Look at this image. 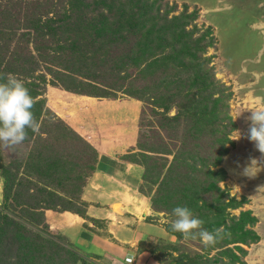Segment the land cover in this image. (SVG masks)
<instances>
[{"label": "rangeland", "instance_id": "obj_1", "mask_svg": "<svg viewBox=\"0 0 264 264\" xmlns=\"http://www.w3.org/2000/svg\"><path fill=\"white\" fill-rule=\"evenodd\" d=\"M58 1L60 0H24V4L27 3L29 11L38 13L39 10H54ZM53 2L54 5H52ZM6 3L17 5L14 0H0V9H3ZM162 4L174 7L171 15L184 12L196 14L197 18L189 25V28H196L199 31L196 35L210 30V37L215 38V45L208 47L205 57L209 58V67L213 68L214 79L219 83L216 84L217 88L213 89V92L215 97L219 98L217 106L220 113L214 115L212 121L217 123L216 134H221L222 140L223 135L226 137L223 141L224 145L217 142L213 133L204 131V135H199L188 129L189 117L187 119L186 115L180 113L183 110L181 104L175 101L170 102L168 103L169 110L166 111L150 101H140L130 96L127 89L145 88L150 83L145 79V74L139 78H133L137 70H130L128 73V68L125 67L120 76L113 78L107 72L106 67L100 66L102 56L96 57L93 69L110 75L104 78L101 74L97 83L113 85L115 90H109L108 96L80 95L66 90L61 85L67 82L66 77L58 71V74L50 72V69L52 71L57 69L56 65H66L67 59L73 54H70L71 50L68 48L61 51V54L59 53L63 57L54 56L58 55V51L54 48L56 45L60 47L65 45L64 40L56 39L51 42V50L44 49V58L40 59L41 52L36 49V46H44L45 40L36 41L30 38L31 40L26 43L15 42L17 39L24 41L23 33H34L32 28H26L23 24L16 29L14 37L16 40L13 43H19L18 48L23 46L24 48L20 51L27 54L26 56L31 52L36 56L37 63L29 59L25 66L35 70L29 78L41 83L43 89L45 88L43 94L37 99H46L48 108L56 111L73 130L98 150L117 153L122 158L129 157L139 163H144L142 162L144 155H149L146 164L150 167V171L152 174L153 172L161 173L160 177L155 176L147 181L144 179L146 171L144 165L133 162L140 165L143 170L139 189L149 200L153 213L151 218L162 224L168 232L166 237L149 238L144 244L147 250L153 252L160 264H189L190 260L196 261L195 264H200L197 261L201 260L206 261L205 264H264V0H163ZM57 7L60 11L53 12V14L59 15L64 12L70 14L71 12V4L68 1H62ZM12 10L19 12L18 17L23 23L24 9L13 7ZM67 35L72 36L71 40H77L75 33L68 31ZM48 53L55 57L56 61H59V58L62 59L64 64L57 62L55 65L56 62L53 59L46 58ZM107 53L111 54V52ZM112 66H114L113 58L108 60V67L112 69ZM19 73V68L6 71V75L10 78L22 79L23 76ZM127 74L133 76L126 78ZM42 79L46 80L40 82ZM177 116L179 120H176ZM52 122L55 121H51L49 125L57 130ZM221 128L226 130L223 135L221 132L217 133ZM34 129L38 135L24 134L16 128L0 131V208L3 207L4 202L2 165L17 161L26 165L28 162L32 167L29 169L31 180L38 183L44 181L42 174L39 173V167L32 164V161L35 163L44 161L42 158L38 159L41 153L36 150L44 152L47 147L65 153L70 150L72 154H75L71 158L76 162L73 169L84 175L82 180L85 178L89 180L93 173L89 167L91 164L94 165L91 151L84 147L83 143L78 140L74 141V139H60L58 142L48 139L44 133L46 124L41 119ZM183 145L188 146V151L181 147ZM223 150L225 153H222ZM33 153H35L33 159L30 160ZM176 155L179 156L178 160L196 165L198 169H202L201 158H207L208 164L213 161L219 163L217 166H211V169L226 171L224 180L218 183L220 193L224 195L227 202L235 199L238 203L236 206L226 207L227 224H232V218L238 219L243 213L249 212L250 216L256 220L247 227L253 229L258 235L259 238L256 241L249 243L250 240H248L243 243L241 238L245 236L235 231L225 234L223 238L219 237L221 240L216 244L217 246L211 247L213 231L211 232L207 226L212 224V217L217 212L215 210L207 212L210 214V220L208 219L206 224V221L198 216L203 210L186 212L176 206L179 198L166 197L163 193H158L159 184L170 164L174 163ZM23 170L21 168L19 171L14 189L22 191L25 189L26 180L29 177L26 173L22 174ZM82 180H78L77 183H81ZM79 183L76 188L78 193ZM217 194L219 192H215V195ZM199 204L201 202L197 205ZM77 206L84 209L82 203ZM5 209L33 230L55 237L59 243L70 250L71 253L61 254L59 257V259L68 260L67 264L75 261V264H125V257L130 249L124 251L119 246H115L114 251H108L110 249L105 250V248L102 250L97 248L93 251L75 245L67 237L62 238L66 224L64 216L58 217L57 226L53 225L55 218H52L49 222V232L48 229H44V225L32 223L24 218L23 213L18 209L14 207ZM54 211L48 210L47 213L58 212ZM96 226L99 228V233L108 234L104 222L98 221ZM226 228L227 226L221 225L218 229L220 233H225ZM213 229L215 230V227ZM237 246L241 247L244 252L240 251ZM230 248L240 256L239 261L235 262L233 257L225 252Z\"/></svg>", "mask_w": 264, "mask_h": 264}, {"label": "trees", "instance_id": "obj_2", "mask_svg": "<svg viewBox=\"0 0 264 264\" xmlns=\"http://www.w3.org/2000/svg\"><path fill=\"white\" fill-rule=\"evenodd\" d=\"M14 1L17 5L12 4V6L6 3L3 9H0V131L16 128L24 134L36 135L34 128L41 119L46 124L44 133L48 139H54L57 142L60 139H74L83 143L84 147L91 151L94 165L91 164L89 167L92 171L96 169L98 149L73 130L56 111L48 108L46 99H37L43 94L45 88L43 89L41 83L29 78L35 70L25 66L29 59L37 63L36 56L32 52L26 56L27 54L20 51L24 47L18 48L19 43H13L16 40L14 38L16 29L24 24L26 28H32L34 33H23L24 41L17 39L15 42L26 43L31 40L30 38L36 41L45 40L44 46H36V49L41 52L40 59L44 58V49L51 50V42L56 39L64 40L65 45L61 47L56 45L54 50L58 51V55H54L55 57H63L60 52L68 48L71 50L70 54L73 53L64 66L56 65L57 62L64 64L62 59L59 58V61H56L50 53L46 57L56 62L54 64L57 69L53 71L50 69V72L52 74L59 72L66 77L67 82L61 84L66 90L85 96H108L109 90H115L113 85L97 83L101 74L104 78L110 76L93 69L96 57L102 56L100 66L106 67L113 78L120 76L124 71L123 68L127 67L128 73L130 70H137L133 78H139L145 74V79L150 81L145 88L127 89L130 96L140 101H150L166 111L169 110L170 102L175 101L181 104L183 110L180 113L186 115L187 119L189 117L188 129L199 135H204V131L213 133L217 142L224 145L223 141L226 137L223 134L226 130L221 128V131L217 132L222 133V140L221 134L220 136L216 134V121H212L214 115L220 113L217 106L219 98L215 97L213 92V89L217 88L216 84L219 83L214 79L213 68L209 67V58L205 57L208 47L215 45V38L210 37V30L196 35L199 31L196 28H189V25L197 18L196 14L184 12L171 15L174 7L162 4L163 0H60L57 6L62 1H68L71 4V12L59 15L53 14L60 11L57 6L54 10H39L37 13L29 11L24 0ZM13 7L24 9L26 21L24 19V22H21V18L18 17L19 12H13ZM68 31L77 35L76 41L70 39L72 36L67 35ZM107 52L111 54L108 55ZM74 54L76 55L72 60ZM112 58L115 67L112 66L113 68L110 69L108 60ZM17 68L20 70V76H23L22 79L10 78L6 75V71L17 70ZM132 76L127 74L126 78ZM44 80L46 79L40 82ZM186 118L184 119L187 120ZM176 120H179V116ZM51 121H55L52 123L57 130L49 125ZM221 126L224 127L222 124ZM181 147L188 151V146ZM36 151L41 153L38 159L42 158L44 161L42 163L32 161V164L39 167V173L44 179L39 182L42 183L31 180L29 169L32 167L28 162L26 165L18 161L2 165L4 202L3 207L0 208V264H67L68 260L59 259V257L61 254L71 253L55 237L33 230L5 208L18 209L23 213L24 218L32 223L44 225V229H48L49 232L48 210L72 211L86 216L88 203L83 200L82 194L88 180L86 178L82 180L84 175L73 169L76 162L71 158L75 154H72L70 150L66 153L55 151L51 147L45 148L44 152ZM222 153L225 151L223 150ZM34 154L30 156V160L33 159ZM144 156L142 160L144 163L129 157L124 159L144 165L145 180L149 181L155 176L160 177L161 173L153 172L152 174L150 167L146 164L149 155ZM215 158L219 160L218 157ZM163 159L166 160V158ZM178 159L179 156L176 155L174 163L170 164L159 184L158 193H163L166 197L179 198L176 206L186 212L206 211L198 215L206 221V224L208 219L210 220V214L207 212L210 210L217 212L212 217V224L207 226L211 232L213 231L211 247L217 246L216 244L221 240L219 237L223 238L225 234L235 231L245 236L241 238L243 243L248 240H250L249 243L256 241L259 238L258 235L253 229L247 227L256 220L250 216L249 212L243 213L238 219L232 218V224H227L226 207L236 206L238 203L235 199L227 202L224 195L220 193L218 183L224 180L226 171L211 169V166H217L219 163L213 161L208 164L207 158H201L202 169H198L196 165ZM21 168L24 169L21 171L22 174L26 173L29 177L26 180L27 184L22 182L26 184L24 191L14 189ZM78 180H82L81 183L78 182L79 193L76 190ZM215 192L219 194L215 195ZM209 195L211 197H208ZM198 202L202 205H197ZM81 203L84 205L83 210L77 206ZM221 225L227 226L225 233L219 232L218 228ZM63 237L66 238L62 235ZM237 248L240 251L243 250L241 247L237 246ZM225 252L232 256L235 262L239 261L240 256L233 249L230 248ZM195 262L190 260L189 264H195ZM197 262L207 263L202 260Z\"/></svg>", "mask_w": 264, "mask_h": 264}, {"label": "crops", "instance_id": "obj_3", "mask_svg": "<svg viewBox=\"0 0 264 264\" xmlns=\"http://www.w3.org/2000/svg\"><path fill=\"white\" fill-rule=\"evenodd\" d=\"M98 152L96 169L82 194L88 203L86 216L68 211L47 213L48 221L55 218L53 225L57 226L58 217L64 216L63 234L77 246L93 251L97 248L114 251L119 246L124 251L130 249L127 255L132 254L139 264H160L144 244L149 238L166 237L168 232L151 218L149 200L139 189L141 166L117 153ZM98 221L106 224L107 235L98 232Z\"/></svg>", "mask_w": 264, "mask_h": 264}, {"label": "built area", "instance_id": "obj_4", "mask_svg": "<svg viewBox=\"0 0 264 264\" xmlns=\"http://www.w3.org/2000/svg\"><path fill=\"white\" fill-rule=\"evenodd\" d=\"M125 264H139L132 254L125 257Z\"/></svg>", "mask_w": 264, "mask_h": 264}]
</instances>
